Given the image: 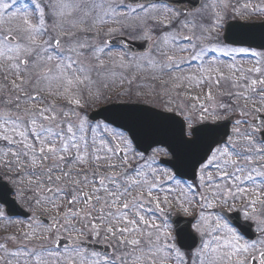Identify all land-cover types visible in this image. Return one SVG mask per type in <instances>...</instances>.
Wrapping results in <instances>:
<instances>
[{
  "label": "rangeland",
  "instance_id": "374dc122",
  "mask_svg": "<svg viewBox=\"0 0 264 264\" xmlns=\"http://www.w3.org/2000/svg\"><path fill=\"white\" fill-rule=\"evenodd\" d=\"M0 2L11 5L8 9L0 10V34H13L18 40L25 42L24 37L28 34L22 30L26 27L24 23L26 13L27 19L32 25L38 24L37 15L33 11V0H0ZM35 2L40 3L44 7L45 28L47 29L46 38H39L37 43L42 44L44 41L52 42L58 38L64 54L75 56L88 70L90 79L85 80L83 84H75L71 88L70 93L65 92V85L62 81L55 79L49 81L44 79L45 76L55 77L58 74L56 68L57 60H41L35 67H32L35 58L29 57L30 67L28 72L21 73L23 79V83L21 84V79L17 78L8 70V62H5L0 64V114L10 112L13 116L24 117L25 122H27V114L29 112H35L40 108L54 105L58 116L60 114L63 118L72 119L75 124H78L81 119H86L85 137H91L96 140V135L102 134V129L97 127V125L89 124L86 112L100 106L103 99L95 101L90 100V98L94 93L101 90L103 85H106V88L111 91L118 87L117 90L122 89L123 91L116 92V98L109 100L117 102L120 100L123 102H128V100L130 102H140L152 106L156 105L168 111L169 109L173 111V108H177V114L184 119L186 116L193 117L191 127L200 122H216L217 120H223L232 115L236 116L239 123L237 121L235 122L230 144L224 149L232 153L233 158H236L239 164L245 165L247 161L239 159L235 154L240 153L244 155V152L248 153L252 151L253 147L251 148L250 145L255 143L258 137V131L261 129L257 127L256 116L258 114L264 115V84H261V81H264V75H260L264 68V61L260 60L254 63V65H249L247 68V72L249 73L247 79L246 73L243 70L247 65L242 62L244 59L239 58V55L244 54L245 51L240 52L227 48L223 45L221 39L225 20L229 21L236 17L232 16L237 15L236 13H255L258 15L264 13V0H210L209 2L206 0L204 7L191 20L190 17L192 16H181L179 13H172L171 18L173 19H170L166 16L169 15L167 11L161 7H156V10L148 12L143 10L141 12L150 13L146 19L142 16L144 14L139 13L141 20L138 22L133 17H137V15L130 14L131 11L126 9L125 0H108L106 3L103 0H87V3L85 0H35ZM61 4H67L70 7H61ZM76 4H79V7H75ZM49 5L57 6L53 8L49 7ZM220 10L222 14L219 13ZM13 12H16L15 16L11 15ZM127 16L133 17V19L131 20ZM176 16L177 20H175ZM151 19L154 25H162L167 22L171 24H166L165 26L170 27L176 21L177 26L170 32H168L169 30L164 32L166 36H162L164 33L157 35V33L154 34V29L152 28L154 25L147 23ZM167 32L172 34L167 35ZM154 35L158 39L154 40L151 52L143 57H132L126 52L109 51L106 45V41L115 36H125L131 40H144L147 38L150 39ZM188 40L190 42H187ZM80 44H84L86 47L79 48L78 45ZM69 47L77 48V52L68 53L67 49ZM101 49L103 51H100ZM213 49L216 51H213ZM77 53H82V55H78ZM225 53H228V55H225ZM249 54L253 55L254 53L249 52ZM35 55L34 53V57ZM156 55L159 57L157 58ZM168 56L172 58L177 56V63H165ZM194 56L198 58L193 59ZM96 57H99V60ZM240 57L242 58V56ZM158 59H162L164 62L157 61ZM259 59L261 58L259 57ZM176 64H179L180 67L174 71L172 67L176 68ZM204 69H209V71H205ZM256 69H259V71H256ZM217 80L219 83H216ZM233 80L235 83L237 82L235 87H239V90H229V88H232L231 82ZM252 80H256L257 84L253 86L251 84ZM14 81L24 91L14 89L12 86ZM241 86H247V89L245 91L240 90ZM125 88L127 89L125 90ZM253 88H255V91ZM175 93H177V96ZM209 93L211 94V99H209ZM123 94H126V96L124 97ZM234 94L237 96H234ZM32 95H39L41 101L29 104L27 97ZM105 96L111 97L113 95L111 93L110 95L105 93ZM81 97H87L89 101L82 102ZM76 99L81 101L79 106L74 102ZM17 104H19V107H17ZM202 105L208 108V113H202ZM59 108L61 111L58 110ZM72 112L76 113V115H68L65 117V113ZM201 114L206 115L207 118L202 121L195 119ZM253 129L256 131L249 139L248 134ZM16 139L18 140L19 137H16ZM112 140V136L109 135L108 142L101 146V150L104 153L106 152L108 156L111 153L107 152V148H112ZM117 144L120 145V148H124L122 142L114 139L115 149H117ZM81 146V154L88 155V153L85 154L84 152V146ZM98 148L99 145L95 142L94 145L89 147V152L91 153L88 156L92 158V155H98L100 153ZM9 149L19 151L22 149V145H9L6 141L0 139V169H33L30 164L31 153H29V156L21 154L17 159L16 156L9 152ZM71 155L72 153L69 154V157H66V161L68 162L63 164L64 169L70 171V176H63L59 170H56L62 180H57V175L53 173L51 180L54 178L55 180L52 183V181H47V174L42 175L43 181H47V187L64 189V194L58 191L54 196L47 197L44 195V190L47 188L46 185L40 184L38 186V191L41 193V196L38 198V213L44 208L43 204H45L53 209V211L48 213L50 217L58 214L60 212V203L63 202L67 205V197L73 196L71 192L73 190L78 192L76 181H80L82 176L74 169L82 168L77 165L72 167L70 163ZM215 156L216 159L212 160L211 164H208L207 169H223L224 161L227 157L221 155L219 152ZM247 156L254 157L252 163L254 167L264 169V159H261L256 151ZM93 160L95 161V159ZM104 163L105 160L102 158L100 161H96L94 163L95 166L89 169H93V171L95 169H105L103 168L106 166ZM118 163L120 165L117 164L116 169L140 168V166L131 168V165H122L119 160ZM97 164H99V167H97ZM155 164L156 158L154 157V159L149 161L151 167L148 165L144 171L148 170L152 175L155 172L161 178L162 174L160 175V172L154 171L156 169ZM217 165H220V167L218 168ZM48 166H51L50 160L42 166H37L35 169H45ZM228 169L233 168L229 165ZM97 174L102 175L103 170H98ZM168 186L171 188H163L158 192L157 198L160 206H166L168 209L180 211L179 207L177 208V194L180 192L179 185L169 180ZM262 187L255 191L263 194ZM200 188L201 190L195 192L194 201L196 202L190 208L188 207L189 211L200 205L199 202L204 200L202 197H209L211 199L209 183L205 181L204 186ZM229 190L234 194L229 195ZM214 191L218 198L210 201V207L213 209V213H209L207 215L208 217L213 216L215 211L220 207L230 206L233 210H237L243 204V192H237L233 183L229 188L222 184L221 187H216ZM133 195H136V193H133ZM184 200H188V197L181 195L179 201L182 203ZM52 201H56V203L53 204ZM253 201H255L254 205ZM260 202H264V200L249 198L248 206L245 209L248 213L246 217H252L254 210L252 207L257 209L256 205ZM149 206L152 207L153 211L148 212L146 218H151L152 216V222L160 226L158 235L160 236L161 242L164 241L165 232H167L171 238L170 242H174L176 245L174 235L170 230L168 217L158 212L153 204ZM214 218L216 217H210L208 220L210 221ZM57 220L61 222L60 216H58ZM198 227L203 232H206L205 221ZM212 227L215 228L216 225H212ZM35 236L37 237L38 252L49 249L55 251V243L52 245L50 233L38 231ZM206 238L207 236L205 235L199 246ZM141 247L146 248L147 244L144 243ZM139 249L140 247H138L137 251L127 250L124 253L126 264H130L128 261L134 264L146 261V264H149L146 258L142 261L136 260V257L143 256V253ZM194 252L190 254L182 253L184 257L186 256L184 264H193ZM174 256L173 254L169 257L167 264H174ZM54 257L59 260L58 255ZM49 258L52 259V257L47 255L44 257L47 261ZM156 259L157 264H159V257ZM34 260L35 258L32 261L34 262ZM176 260L179 259L177 258ZM115 261L116 264L121 263L120 260L119 263H117V259ZM180 263L177 262V264ZM56 264L60 263L57 262Z\"/></svg>",
  "mask_w": 264,
  "mask_h": 264
},
{
  "label": "snow or ice",
  "instance_id": "6c2138e0",
  "mask_svg": "<svg viewBox=\"0 0 264 264\" xmlns=\"http://www.w3.org/2000/svg\"><path fill=\"white\" fill-rule=\"evenodd\" d=\"M87 3V0H85ZM34 4V13L37 15L38 24L32 25L27 19V13L25 15L24 23L26 27L22 30L27 32V36L24 37L25 42H21L15 36L9 35L7 33L0 34V64L8 62V70L11 71L17 78L21 79V84L23 79L21 73H26L29 70V57H32L35 53V61L32 64V67H35L36 64L41 61H52L57 60L56 65L57 75L55 77L45 76L44 79L51 81L52 79L62 81L65 85L64 91L69 92L75 84H83L85 80L90 79L88 75V70L81 64V62L75 58V56L68 54L65 55L60 40L57 38L52 42H45L43 46L38 45L37 41L39 38L44 36L47 32L45 28V11L44 7L40 3H36L33 0ZM11 5L8 3L0 2V10L8 9ZM57 5H49V7H56ZM61 7H70L67 4H61ZM75 7H79V4H76ZM127 7L131 8L133 12L136 11L135 7L128 5ZM137 7L142 8L145 12L156 10V5H152L150 8H144L143 4H137ZM166 7V6H165ZM19 11V9H17ZM115 11V10H113ZM171 11V9H168ZM12 16L16 15V12L11 13ZM190 39V38H188ZM79 48H84L86 45L80 44ZM37 48L39 51L37 52ZM100 51H103L101 49ZM213 51H216L213 49ZM68 53L77 52V48L69 47L67 49ZM47 54V55H44ZM82 55V53H77ZM228 55V53H225ZM99 60V57H96ZM197 56H194L193 59H197ZM190 63V62H189ZM102 66V61H101ZM176 68H179L180 65L176 64ZM209 71V69H204ZM259 71V69H256ZM216 83H219L217 80ZM264 83V81H261ZM251 84L254 86L257 84L256 80H252ZM13 88L18 91H24V89L17 85L15 82L12 84ZM255 91V88H253ZM19 99V98H18ZM209 99H211V94L209 93ZM41 97L39 95H32L27 97V102L29 104L34 102H40ZM78 106L80 101L77 99L74 101ZM19 107V104H17ZM202 113H208V108L201 106ZM171 109H169L170 111ZM126 112L130 118H134L137 112L144 111L143 109H123L121 110ZM65 117L68 115H76V113H65ZM207 117L204 114L197 116L195 119L205 120ZM185 119L188 121L187 124L182 127V138L185 144L195 143V139H189V137H196L201 129H194L191 127L193 122L192 116H186ZM86 119H81L78 124H74L70 119H58L57 110L54 105H49L48 107L40 108L38 111L29 112L27 114V122H25L24 117L13 116L10 112H5L0 114V139L6 141L9 145L16 144L22 145V149L19 151H12L9 149L12 155L16 156L17 159L22 154L24 156L30 157V164L35 169L37 166H42L49 160L51 161V166H48L44 171L48 174V179L51 181L54 169L59 170L63 176H70L71 173L66 171L63 167V164L68 162L66 157H69V154L72 153L70 163L72 167H75L77 164H82L86 162V155H82V146L81 141L84 144V152L86 153L87 141L85 140V131H86ZM239 123V121H237ZM99 127V125H97ZM105 132H109L108 125L104 126L103 129ZM255 129L248 134L249 139L255 133ZM113 139L119 140L124 144V148H120V145L117 144V149L120 153H124L122 157V163L128 164V153H132L133 157L138 155L136 149L133 147V140L128 139L124 136L122 132H119L116 129L111 130L110 133ZM31 138L34 139V143L30 141ZM16 137H19L17 140ZM103 143V141H102ZM124 149H127L126 153ZM211 152V150H209ZM221 155L227 157L224 161V167L220 180H224L225 177L229 179H234L238 182L235 185L237 192H247L249 188H241L239 185H243L246 182L250 185L251 189L255 191L256 189L264 186V171L257 167H247L241 165L237 162L236 158H233V154L230 153L227 149H216ZM255 151L258 153L261 159H264V148H256ZM107 152L116 154L114 149L107 148ZM239 159H243L251 165L254 161V157L241 155L240 153L235 154ZM95 161H100L102 157L99 155L94 156ZM107 162V166L110 169H116L117 165L114 163L108 162L109 157L103 158ZM216 156L212 155V160H215ZM204 160H207V164L204 163ZM204 160L200 161L193 166V174L195 175L196 171H203V167H207L208 164L212 163V160H208V156L205 155ZM202 165V167H201ZM231 165L233 171L229 173L228 166ZM99 167V164H97ZM151 167V165H149ZM219 168L220 165H217ZM175 169L173 173H166L169 179L177 184L181 183L185 176V172L177 164H173ZM144 175L143 167L133 169L130 173L126 170H121L115 175L105 176L99 179L98 183L100 187H94L93 192L90 194L83 193L77 194L73 190L72 199L69 203H77L81 198L84 199V203L88 205V209L84 211L85 217H92V213L96 212V220L100 221V225L96 223H90V227L93 230L95 236L100 235L101 227L104 228L105 233H107L106 239L108 237H113L118 239L121 246L127 244L132 248L133 251L141 245V238L144 239V243L147 244V247H140V251L143 253V256L136 257V260L142 261L147 259L149 264H157V257H159V264H167V261L171 255H175L181 261V264H184V257L180 252V249L176 247L174 242H170L171 238L165 232V239L163 242L160 240L158 235L160 226L152 222L151 218H146V213L153 211L151 205L153 200L146 199L145 197H152L151 189L158 186L159 182L150 184L148 180L141 179ZM155 175V172H153ZM207 180L212 181L211 174H206ZM57 180L60 179V176L56 177ZM105 181L111 187L105 186ZM200 183L195 187H203L205 183V175L199 176ZM85 182L87 183V178L85 177ZM77 184L80 181H76ZM95 183V182H93ZM147 185V191H145V186ZM188 191L194 192L193 185L186 186ZM219 188V184L215 185ZM59 191L61 194H64V189H49V192ZM103 192V195H101ZM136 193V195H133ZM229 195L234 193L229 190ZM257 195L259 193L257 192ZM95 199L96 204H92V200ZM202 199H206L203 198ZM226 202V201H225ZM53 204L56 201H52ZM191 203V200H189ZM255 201H253V205ZM99 205V207H97ZM207 206H211L210 204ZM155 208L160 209V202L158 199L155 200ZM187 212V209H184ZM3 213H0L2 216ZM67 215L78 216V212H70ZM245 216H248V213L245 212ZM206 219L201 215V220ZM40 222H38L39 224ZM195 223V222H193ZM61 229L58 227L57 231ZM197 232L201 235L205 233L197 227ZM217 233L213 235L212 233ZM119 233V236L117 235ZM83 234L82 232L80 233ZM27 238H33L34 233H26ZM207 235L211 238L206 239L197 250L194 252L193 264H244L245 254L249 253L252 250H255L256 244L251 242L241 243L242 237L237 234L235 229L231 227L228 223H221L220 220L217 221L216 227L211 229ZM131 237V238H129ZM155 237V239H153ZM15 239V238H11ZM264 243V242H262ZM57 248L60 247L59 244L56 245ZM4 248L3 244H0V249ZM35 252V250H32ZM31 252L27 251H16L12 252L11 255H30ZM45 255L47 256H57L58 253L53 250H45L42 252L35 253V262L36 264H49L47 260L44 259ZM256 257H253V260H256ZM26 264L28 262L26 261ZM92 264H100L99 260H95ZM105 264H116V261L111 262L105 261ZM258 264H264V252L260 253Z\"/></svg>",
  "mask_w": 264,
  "mask_h": 264
},
{
  "label": "flooded vegetation",
  "instance_id": "af4514ba",
  "mask_svg": "<svg viewBox=\"0 0 264 264\" xmlns=\"http://www.w3.org/2000/svg\"><path fill=\"white\" fill-rule=\"evenodd\" d=\"M262 145L264 146V143ZM157 152L162 153V155L158 156L159 158L156 160V165L161 166L160 164L161 159L167 158L168 155L167 152L162 149L154 150L151 155H157L156 154ZM149 157L150 155L147 156L146 159H149ZM130 161L131 158L130 156H128V162ZM38 170L39 169H0V198L2 199L6 197L8 198V195L10 193L11 194L10 197L17 204L18 206L17 210L19 211L18 212L19 216L15 215V217H11L8 215L7 206L5 204L0 203V213H3V215L0 216V244L4 245V248L0 249V264H26V261L28 262V264H36L35 260L34 262L32 260L33 258H35V253L38 252L37 237L35 235L37 234L39 229H41V231L44 233H50V238L52 239L53 237L55 238L69 237L73 240L74 243L79 241L102 243L101 238L98 237L99 238L98 240L97 236L93 234V230L90 227V223H96L97 225H100V221L95 219L97 213L93 212L91 218L84 216V211L88 209V205L84 203V199L86 198H81L79 202L73 204V203H69V201L72 198H69L68 196L67 198H68L69 206H65L63 203L60 204V209L62 210L60 215L61 222H59L56 219V215H53L52 217L49 216L48 213L50 211H53V209L49 208L45 204H43L44 208L40 210V213H38V194H39L37 190V186L39 183V181L37 180ZM98 170H103L102 176L99 175L97 176L96 173L91 174L87 178V183L85 181L83 183V188H82L83 193H88L91 195V193L94 190V187H100L98 183L100 178L105 176L115 175L114 173L109 175L107 172H105V170L111 171L114 169H98ZM124 170L130 173L133 169H124ZM154 170L164 171V169H154ZM208 170L209 169H203V171H199V176L203 175L202 173L205 171L204 175H205V181L207 183L218 182L219 179L212 175H211L212 181H208L206 175V174H216L218 173V170L217 169H211L210 171ZM261 170L264 171V169ZM43 173H45L44 170ZM147 180L149 181L150 184L155 183L150 179ZM154 180H157V176L154 177ZM224 181L225 183L230 184V180L225 178ZM199 183L200 181L191 183L188 180H182L181 183L178 184L180 188V192L178 194L181 196L183 191H186L189 199L191 200V198H193L194 196V192L188 191L186 186L193 185L194 191H197L198 187L195 186L198 185ZM2 184L7 185V189H5V187H3ZM105 186L111 187V185H109L107 181H105ZM239 186L241 188H249V191H247V193L246 192L242 193V195L244 196L242 208L239 207V209L233 210L230 206H227L225 207L224 210L228 212H239L243 221H249L255 225L253 229L256 231L257 237L254 241L247 240L242 235L240 236L242 237L241 243L251 242L256 244L255 250L250 251L249 253L245 254L244 257H242L244 259V264H251L253 257L257 258L256 263L258 264L260 253L264 252V243H262L264 242V202L257 203L256 205L257 209L252 207V205L250 204V206L254 209L252 217L247 218L245 216V212H246L245 209L248 206V203L246 201L249 202V198L264 200V193L262 194L259 193L258 191L254 192L247 182ZM262 191H264V186L262 187ZM257 192L259 193V195H257ZM154 193L158 194V190L155 191L154 189ZM101 195H103V192H101ZM207 200L209 201V199ZM91 203L96 204L97 202L95 201V199H93ZM97 207H99V205H97ZM70 212H78L80 213V215L78 216L67 215ZM39 214L42 216H40ZM40 217H45L46 219H50V224L42 223L41 221H39ZM182 217L192 218L193 216L189 214L188 216H182ZM197 221L198 218L196 222ZM224 221L225 223H227L225 219ZM38 222L40 223L38 224ZM169 223L172 234H175L171 218L169 219ZM58 227L61 229L60 231H57ZM103 229L104 228L101 227V230ZM81 232L83 233L82 235L80 234ZM26 233H34L33 238H27L25 235ZM11 238H15V239H11ZM142 244H144V238H141V245ZM109 245L111 246V250H112V254L110 257H115L116 249L112 244ZM141 245L138 247H141ZM126 246L129 250H132L130 246L128 245ZM138 247L135 251L138 250ZM32 250H35V252H32ZM16 251H27V252H31L32 254L27 256L11 255L12 252H16ZM62 252H63V264H84V261L87 258L90 259V263L92 264L93 261L100 260L105 257L104 255L95 253L91 250L85 248H78L75 246L70 248L67 247L64 250H62ZM176 259L177 258L174 256L173 258L174 264H177Z\"/></svg>",
  "mask_w": 264,
  "mask_h": 264
},
{
  "label": "water",
  "instance_id": "95a60500",
  "mask_svg": "<svg viewBox=\"0 0 264 264\" xmlns=\"http://www.w3.org/2000/svg\"><path fill=\"white\" fill-rule=\"evenodd\" d=\"M144 1L152 0H130L131 3ZM225 41L232 45L264 49V24L230 23L226 31ZM109 44L115 47H127L132 52H145L149 48L147 43H131L123 38L111 40ZM123 109H143L144 111L137 112L134 118H130L126 112L121 111ZM94 116L105 119L109 123L128 131L137 148L142 152H148L157 146L166 147L175 158V161L169 165L173 167V164H177L185 172V176L189 171L193 173V166L204 160L205 155L209 157L216 146L225 142L231 125V121L216 125H202L195 128L201 129L199 134L193 138L195 143L185 144L182 138L183 122L175 115L162 113L147 106H109ZM0 199L10 206L11 202L7 197ZM11 211L14 210L11 209ZM231 221L242 233L249 236V231L245 224L240 222L238 216H233ZM179 238L182 242L185 235L180 233ZM58 244L63 247L68 243L65 240H60ZM189 246H187L189 249L193 247Z\"/></svg>",
  "mask_w": 264,
  "mask_h": 264
}]
</instances>
